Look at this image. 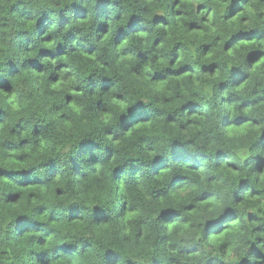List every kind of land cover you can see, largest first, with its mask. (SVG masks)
I'll return each mask as SVG.
<instances>
[{"label":"trees","instance_id":"obj_1","mask_svg":"<svg viewBox=\"0 0 264 264\" xmlns=\"http://www.w3.org/2000/svg\"><path fill=\"white\" fill-rule=\"evenodd\" d=\"M0 264H264V0H0Z\"/></svg>","mask_w":264,"mask_h":264}]
</instances>
